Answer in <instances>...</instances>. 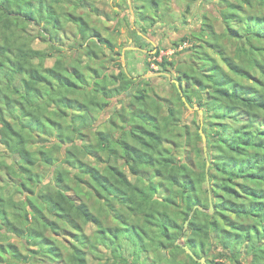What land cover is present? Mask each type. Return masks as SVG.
Returning <instances> with one entry per match:
<instances>
[{"label":"trees","instance_id":"trees-1","mask_svg":"<svg viewBox=\"0 0 264 264\" xmlns=\"http://www.w3.org/2000/svg\"><path fill=\"white\" fill-rule=\"evenodd\" d=\"M93 1L0 0V264H264V0H184L155 69L170 0H131L126 71Z\"/></svg>","mask_w":264,"mask_h":264},{"label":"rangeland","instance_id":"rangeland-1","mask_svg":"<svg viewBox=\"0 0 264 264\" xmlns=\"http://www.w3.org/2000/svg\"><path fill=\"white\" fill-rule=\"evenodd\" d=\"M94 4L98 7V13H90L89 14V19L91 20L92 24L96 25L97 27H99V31L101 33V35L103 37L105 36H109V38L112 40L113 43H116V48L115 50L121 51V55H122V50L124 48V50L127 49V47H129V45L132 43L129 39H128V35L130 32V24L132 21V16L131 19L129 18H125L123 16V14L125 13H129L130 9L127 7V3L126 0H94L93 1ZM167 4V3H164ZM169 7L170 9L168 10L167 13H165V23L163 21H157L155 23V25L150 27V38L152 39L153 43L156 44V47H160L161 51L160 54L155 58L153 56H147L145 57L146 61H149L151 63V65L149 66V68L155 69L156 65L152 62L154 59L156 60H160L162 55H167L169 56L170 60H172L173 62L175 61V59L180 58V54H176L173 53V46H172V41L178 39V37L180 36L181 32H177L176 29H174L172 26H177L180 25L181 23V19H183L182 17V12L184 9V5H185V1L184 0H170L169 2ZM168 5V4H167ZM211 6V5H210ZM209 6V7H210ZM212 7V6H211ZM206 9V8H205ZM87 8H79L77 9V11L79 13H81L82 15H85L87 17ZM132 11V10H131ZM197 9L196 6L195 8L192 10L191 15L188 14L186 15V19L190 22L191 21H196L197 20ZM118 15L121 18H119L118 25H116V21L114 20L116 17H118ZM134 19V18H133ZM166 22H168V24H170L171 26H166ZM217 27H220V23L216 24ZM116 28V31H115ZM173 28V29H172ZM71 33L67 36L68 40L65 41L67 42V44L72 40V36H70ZM35 40L34 43H36ZM120 42V43H118ZM152 44V43H151ZM153 45V44H152ZM184 49V48H183ZM146 50V49H141V51ZM127 51V50H126ZM126 51H123L124 54ZM147 51V50H146ZM183 51V50H182ZM155 50H150V53H154ZM135 55L133 57H135L134 59V63L135 66L137 68V72H141L142 71V67L147 65L144 61V59L142 60V58L144 57L143 54H137L136 52H133ZM120 55V61L121 63L125 64V60H122ZM128 52L126 57L129 58ZM49 63H51L49 61ZM145 63V65H144ZM143 64V65H142ZM126 65V64H125ZM146 68V67H145ZM127 69V68H126ZM147 74H151V72H148ZM155 75H152L151 77H153ZM148 77V76H147ZM156 86L158 88V91L163 95H169L170 93V86H169V82L167 81V79L162 78H157L156 81ZM116 99L113 101L115 102ZM111 107H107V109H110ZM193 110V109H192ZM192 110L186 109L184 110V120L189 119L188 121L191 122L193 116H192ZM200 113L199 116L194 117L193 119H197L198 117H200ZM192 128L195 129L196 124H192ZM202 144H200V147L202 149ZM129 177L132 179L133 176L131 174H129ZM5 179V175L3 174V172H0V181ZM91 229V227L88 228V230ZM93 261L90 260V263H92Z\"/></svg>","mask_w":264,"mask_h":264},{"label":"water","instance_id":"water-1","mask_svg":"<svg viewBox=\"0 0 264 264\" xmlns=\"http://www.w3.org/2000/svg\"><path fill=\"white\" fill-rule=\"evenodd\" d=\"M129 5H130V3H129ZM121 58H122V60H124V55H123V53H122V55H121ZM124 69H125V71H126V67H125V64H124ZM152 75H166L168 78L170 77V74H168V73H165V72H158V73H151V74H143L142 75V77H147V76H152ZM170 81H172V82H174L175 84H176V86L178 87V90H179V92L181 93V90H180V88H179V86H178V82H177V80L176 79H170ZM181 99H182V101L184 102V104L186 105V107H187V109H189V110H192V109H194V108H192L190 105H189V103L186 101V99H185V97L184 96H181ZM198 111H199V113H201V110H199L198 109ZM199 133H200V135H201V137H202V143H203V153H204V157H206V146H205V143H206V137H205V135H204V133L202 132V129L201 128H199ZM208 165H209V163L207 162L206 163V180H207V186L209 187V184H208V174H207V168H208ZM197 207V205H195L194 206V208H196ZM200 209H202L203 210V208H201V207H199ZM209 213H211L212 211H213V205H212V197H211V194H210V190H209V208H208V210H207ZM187 223H188V219L184 222V227H187ZM176 243H178V241H176ZM182 247H183V249L189 254V255H191V257L194 259V260H196L197 262H200L201 264H206V261H205V259L202 257V258H198V257H196V255H194L193 254V252L191 251V249L187 246V245H182Z\"/></svg>","mask_w":264,"mask_h":264},{"label":"crops","instance_id":"crops-1","mask_svg":"<svg viewBox=\"0 0 264 264\" xmlns=\"http://www.w3.org/2000/svg\"><path fill=\"white\" fill-rule=\"evenodd\" d=\"M127 2H128V8L130 9V13L132 14V9H131V0H126ZM129 3H130V5H129ZM131 19V18H130ZM132 21H133V16H132ZM132 21H131V23H132ZM134 27V26H133ZM116 31V30H115ZM137 31H138V33L140 34V35H143L138 29H137ZM144 37L146 38V39H148V40H150L151 41V43L153 44V46L154 47H156V44H154L153 43V41H152V39L150 38V37H148V36H146V35H144ZM128 39L131 41V42H133L132 41V38H131V36L130 35H128ZM118 43H120V42H118ZM116 48V47H115ZM124 48H125V46H124ZM124 48H123V50H122V53H123V55H124V60H125V54H124V52L123 51H126V50H129V49H133L134 51L135 50H139L140 49V47H137V46H134V45H132V43L129 45V47H127V49L126 50H124ZM153 50H155V49H153ZM142 52H147L146 50H143ZM131 54H134V53H131ZM137 54H140V53H137ZM135 56V55H134Z\"/></svg>","mask_w":264,"mask_h":264}]
</instances>
